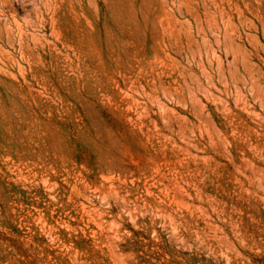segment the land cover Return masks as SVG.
<instances>
[{"label":"rangeland","instance_id":"obj_1","mask_svg":"<svg viewBox=\"0 0 264 264\" xmlns=\"http://www.w3.org/2000/svg\"><path fill=\"white\" fill-rule=\"evenodd\" d=\"M0 264H264V0H0Z\"/></svg>","mask_w":264,"mask_h":264}]
</instances>
